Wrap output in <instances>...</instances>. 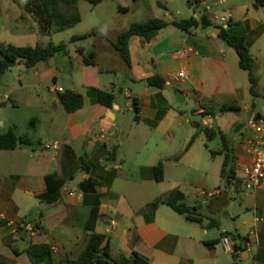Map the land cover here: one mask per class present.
Returning a JSON list of instances; mask_svg holds the SVG:
<instances>
[{"label":"crops","instance_id":"crops-1","mask_svg":"<svg viewBox=\"0 0 264 264\" xmlns=\"http://www.w3.org/2000/svg\"><path fill=\"white\" fill-rule=\"evenodd\" d=\"M25 1L23 10L14 18L12 36L18 39L25 38L30 21L36 22L25 10ZM191 4L205 8L201 18L196 15V28L184 31L168 24L150 42L133 36L128 46L129 64L109 41L117 31L107 39L88 36L93 40L88 45L83 40L74 42V52L68 46L62 52L65 61L56 68L46 69V64L45 69L38 70L40 62L30 68L35 75L50 77L53 82L59 69L66 70L71 85L59 86L80 92L84 104L66 111L58 92L50 88L56 97L37 105L44 116L36 121L39 131L16 132L26 134L33 143L0 149V264H31L25 250L35 243H47L57 263L77 257L90 234L85 223L93 205L99 207L94 231L105 234L101 246L107 245L114 259H131L136 252L148 264H264V178L253 191L246 192L243 172L237 167L249 161L241 143L248 132L245 123L264 115V102H255L254 106L249 103L247 71L239 67L234 48L211 29L231 24L233 31L244 34L254 59L257 97L264 96V0H245L238 10L233 8L238 15L228 12L225 22L221 21L225 15L218 17L215 11L206 10L208 1ZM186 45H192L195 52L178 57L176 51ZM80 47L84 54L87 49L94 53L96 64L83 62ZM15 65L25 67L22 62ZM179 71L183 76H177ZM154 73L165 79L162 87L145 82ZM93 87L110 90L115 95L113 105L94 102ZM185 96L197 105L193 112L202 122L194 134L206 137L204 128L208 127L221 131L230 140L234 166L228 179L220 176L226 152L222 143L216 149L207 146L209 156L202 164L191 158L184 162L193 147L180 157L179 151H173L170 125L182 119L175 99ZM133 97L140 108L135 125L141 123L145 130L125 132L122 103ZM4 103L0 99V104ZM222 104L239 108L228 110L232 114L227 119V129H221L216 119L224 113L220 110ZM129 109L134 111L132 104ZM6 124L5 128V121L0 119V133L11 126L18 127L9 121ZM217 137L219 134L212 139ZM54 141L61 143L57 153L44 145ZM128 141L132 144L129 153L124 149ZM159 143L163 145L158 148ZM160 160L164 162L163 179L156 181L152 166ZM183 166L193 175L187 178ZM169 170L173 172L171 188L161 191L152 185L165 183ZM51 172L66 180L55 203L40 205L37 195L45 191L44 177ZM207 176H216L219 183L209 187L204 179ZM68 179H76L75 184H68ZM188 188L192 190L188 192ZM175 189L183 193L185 203L197 206L203 224L186 220L163 202ZM207 190H214V194H205ZM189 194H200L204 200L195 197L189 202ZM40 211L39 226L35 225L37 220L25 223ZM222 230L230 238L231 250H225L220 243Z\"/></svg>","mask_w":264,"mask_h":264},{"label":"trees","instance_id":"trees-1","mask_svg":"<svg viewBox=\"0 0 264 264\" xmlns=\"http://www.w3.org/2000/svg\"><path fill=\"white\" fill-rule=\"evenodd\" d=\"M78 0H26L24 8L29 12L37 23L38 31L42 34H48L51 31L64 30L74 26L81 19V15L76 8ZM92 4H96L101 0H87ZM190 3L198 2V0H188ZM168 24H173L178 29L189 31L198 26L199 22L196 15H191L188 18L174 20L172 18L165 19L162 17H148L142 21H134L127 28L120 30L113 39H109L113 48L118 52L119 56L129 64V42L133 36L141 37L145 42H150L157 32ZM208 24H205L207 26ZM99 35L106 38L104 35L90 31L88 34L72 35L69 39L70 43L79 40H84L88 36ZM218 35L225 41L227 45L234 48L238 56L239 67L246 70L249 80V92L253 96H257V76L254 71V59L245 42L243 33H237L231 29V24L228 27L218 26ZM107 39V38H106ZM67 43L49 42L46 45H14L10 42L0 41V76L5 73L16 62H22L26 68H31L37 63L47 61L56 53L66 52ZM78 52L83 55V62L86 64H96L94 53L90 52L89 56L83 53L82 48H78ZM148 85L162 87L165 79L158 73H154L145 79ZM94 94V102L101 103L107 107H111L115 102V95L110 90L92 88ZM58 99L66 111H74L84 104L83 95L72 89H66L58 92ZM132 106L135 112V119H138L139 104L137 98L131 99ZM235 105L222 104L220 110H238ZM196 123V122H195ZM197 124V123H196ZM204 132L208 139L214 138L219 134L222 141V148L226 151L224 160L220 169L222 179H228L234 166L233 149L230 146V140L221 131H216L213 128H204ZM196 134H193L185 146V150L189 148ZM32 140L26 135H17L13 126L9 127L5 132L0 133V149H13L31 145ZM164 162L160 160L152 166L153 176L156 181L163 179ZM65 178L61 175L51 172L44 177L46 189L44 192L37 195V199L41 204H53L61 195V187L65 182ZM184 195L179 189L173 190L163 202L171 207L176 213L183 215L186 220L203 224L204 218L197 211V206H192L183 201ZM154 204H156L154 202ZM41 211L36 217L30 218L25 223H34L39 226V218ZM99 217V207L93 205L90 208L88 218L85 223L86 229L90 231L88 240L75 258L66 259L63 263H57L52 256V250L47 243H35L26 248V253L31 261V264H148V261L141 257L138 253L133 252L131 259L122 257L114 259L107 248V245L101 246L105 234L94 231L97 219Z\"/></svg>","mask_w":264,"mask_h":264},{"label":"rangeland","instance_id":"rangeland-1","mask_svg":"<svg viewBox=\"0 0 264 264\" xmlns=\"http://www.w3.org/2000/svg\"><path fill=\"white\" fill-rule=\"evenodd\" d=\"M206 1H208L206 10L209 12L215 11L218 17L225 15L228 19V12H232L234 16L238 15L234 9L238 10L239 5L243 4L245 0H226L221 4H215L218 0ZM23 3L24 0H0V41L11 42L16 45H46L49 42H65L68 46H71V52H74L73 43H70L69 39L74 34H88L90 31H94L98 34L101 33L107 38H112L117 31L127 28L132 22L142 21L151 16L166 19L172 18L174 20L188 18L191 15H197L201 18L205 11V8L199 5L192 6L188 0H101L96 4H92L87 0H78L76 8L81 15V19L71 28L52 31L50 34H42L37 30V23L30 21L27 26L31 25V28L27 31V35H25V38L18 39L12 36L15 23L14 18L23 10ZM120 5L123 8H121ZM22 20L24 21L23 17ZM92 41L88 37L84 39L82 43L88 45ZM85 54L89 56L90 51L87 49ZM62 58V52L56 53L47 61L40 62L37 65L39 68L38 70L45 69L47 66L46 64H49L46 69L56 68L65 61V59ZM91 69L94 70L93 68ZM58 72L59 75L57 80L53 82L50 77L40 76L39 74L35 75L32 69L26 67L19 69L14 64L0 76V99L5 101L4 104H0V119L5 121V128L7 127L6 123L9 121L10 124L15 123L18 125V127L15 128V132L17 133L25 129L32 131V133L39 131L36 121L42 119L44 116L38 110V103L56 97L55 92H49V89L54 83L56 86L71 85L69 78L66 76V70L59 69ZM75 76H77L76 73ZM102 78H106V75H103ZM120 85L122 84L120 83ZM5 96L8 98L6 99ZM175 100L179 107L178 111L182 114V119L178 123L175 122L170 125L171 135L174 136V139L170 141V145L173 147L175 153L179 151L180 154L178 156L180 157L184 154L185 146L194 134V131L199 130V126L202 122L200 116L193 112L197 105L192 99L185 96L182 100ZM13 101H15V104ZM248 101L250 104L256 102L258 105L264 102V96L257 97L249 95ZM131 104L130 100L123 101L122 103L123 113L121 115L125 132H139L145 130V127H143L141 123L135 125L137 119H135V112L129 109ZM230 114H232V111H224L223 115L217 116L216 119L221 129H227L229 123L227 119ZM131 127L132 129L129 130ZM221 143L220 137L210 140L207 137H198L196 133L193 142L189 146L191 148L193 147V151L185 157L184 162H187L189 158L194 162H201L209 156L207 146L211 149H216ZM162 145L163 144L159 143L158 148L162 147ZM131 146L132 144L128 141L124 144V149L129 153L132 148ZM202 163L203 162H201V164ZM210 171L211 168L209 169V172ZM182 172L186 174L187 178L193 175V172L189 170L187 166L182 167ZM172 178L173 172L169 170L168 179L165 183L159 185L152 183V185L157 186L161 191H167L173 185ZM204 179L209 187L219 183L216 176H207L204 177ZM67 181L68 184L74 185L76 179H68ZM188 189V192L192 190L191 188ZM208 191L210 190H207V192ZM195 197L201 202L204 200V197L200 194L197 196L195 194H189L187 201L191 202Z\"/></svg>","mask_w":264,"mask_h":264},{"label":"built area","instance_id":"built-area-1","mask_svg":"<svg viewBox=\"0 0 264 264\" xmlns=\"http://www.w3.org/2000/svg\"><path fill=\"white\" fill-rule=\"evenodd\" d=\"M226 20L225 16L221 17V21L225 22ZM194 52L195 48L192 45H186L178 49L176 55L178 57H186ZM177 76H183V71H179ZM51 89L56 92L64 91L62 87L56 85H53ZM5 98L7 99L8 97L5 96ZM245 130L248 132L242 137L241 143L249 155V161L245 164H238L237 167L243 172L244 189L246 192H249L253 191L264 178V115H257L248 119L245 123ZM45 147L53 149L57 153L61 148V143L57 141L48 142L45 144ZM205 194L212 195L214 194V190L205 192ZM220 243L225 250H231L230 238L225 230H222Z\"/></svg>","mask_w":264,"mask_h":264},{"label":"water","instance_id":"water-1","mask_svg":"<svg viewBox=\"0 0 264 264\" xmlns=\"http://www.w3.org/2000/svg\"><path fill=\"white\" fill-rule=\"evenodd\" d=\"M212 29V31H214L215 32V34H217L218 33V29L217 28H211ZM219 38H221L220 36H219ZM253 106H254V104H253ZM241 126V124H239L238 126H236V128H235V130H237L239 127Z\"/></svg>","mask_w":264,"mask_h":264}]
</instances>
